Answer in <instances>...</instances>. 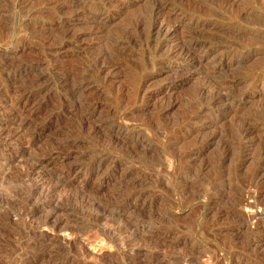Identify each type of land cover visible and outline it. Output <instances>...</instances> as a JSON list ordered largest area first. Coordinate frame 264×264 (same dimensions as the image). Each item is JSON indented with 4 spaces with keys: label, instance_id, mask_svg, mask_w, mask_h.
I'll list each match as a JSON object with an SVG mask.
<instances>
[{
    "label": "rangeland",
    "instance_id": "374dc122",
    "mask_svg": "<svg viewBox=\"0 0 264 264\" xmlns=\"http://www.w3.org/2000/svg\"><path fill=\"white\" fill-rule=\"evenodd\" d=\"M154 1L0 0V264H264V176L249 172L264 117L253 138L228 133L264 108V0H160L162 31L133 28ZM187 28L206 42L194 59ZM21 62L43 77L25 83ZM64 73L83 75L89 119ZM222 80L231 104L209 100Z\"/></svg>",
    "mask_w": 264,
    "mask_h": 264
},
{
    "label": "bare ground",
    "instance_id": "6f19581e",
    "mask_svg": "<svg viewBox=\"0 0 264 264\" xmlns=\"http://www.w3.org/2000/svg\"><path fill=\"white\" fill-rule=\"evenodd\" d=\"M55 2H58V0H54ZM61 1V3H62V7L63 8H71V7H73L74 5H75V3H78L80 0H60ZM95 1V0H94ZM51 3V2H50ZM59 4V3H58ZM96 4V3H95ZM105 4V0H99V3H98V5H97V7L99 6V7H101V5H104ZM60 5V4H59ZM95 6V5H94ZM60 7V6H59ZM104 7V6H103ZM162 7H163V5H162V2L160 1V0H155L153 3H152V5H151V8H150V10H149V12H147L146 13V15H142V16H140L138 19H137V21H136V24L133 26V28L135 27V29H136V27H137V25H144L145 24V22L147 21V29L146 30H148V31H152V29H155V32L156 33H159L160 31H162V28H163V26H164V24H162L163 22H158V24L156 25V26H154V21H155V19H156V17L158 16V14L160 13V12H162ZM64 11H65V9H64ZM247 11V10H246ZM156 21H157V19H156ZM166 21L168 22V24H166L167 26L166 27H168L170 24L169 23H172L171 22V20H169V19H166ZM172 25V24H171ZM139 27H141V26H139ZM166 27H164V28H166ZM169 28V27H168ZM187 30V36H185V38H184V41L183 42H181L180 43V51L182 52V54L184 55L183 56V58H185V59H194V58H197V56H198V54H197V52L201 49H203V48H205V43L203 42V41H200V40H194L193 39V37H194V35H193V33H192V31H193V29H191L192 31H190L188 28L186 29ZM147 31V32H148ZM194 32V31H193ZM256 36L257 37H259V38H261V37H264V31H258V32H256ZM0 37H1V35H0ZM63 38V37H62ZM198 38V37H197ZM1 39V38H0ZM196 39V38H195ZM200 39V38H199ZM204 39V38H203ZM116 44H117V42H116ZM206 46H207V44H206ZM122 54H123V51L121 50V49H116V50H113L112 52H108V51H105L104 53H102L101 55H97V56H95L92 60H91V62H90V64L89 65H86L85 67H86V69L87 70H100V69H102L103 68V64H102V62H103V59H107L106 60V63H110V64H112V65H116V64H118V62H120V60H121V58H122ZM184 60V59H183ZM22 63V62H21ZM20 66H19V70H20V72H19V75L20 76H18V77H20L21 79H23L24 80V82L26 83V80H28L29 81V79H30V77L31 76H33V78L37 81V80H39L40 78H42L43 76L40 74V73H36V74H34V75H32L31 73H33L32 72V70H33V68H34V65L32 64V63H30V62H26V63H22V64H19ZM105 65V64H104ZM66 72H67V70H66ZM71 72V71H70ZM78 74V73H77ZM76 73H73V74H71V73H64L62 76H60L61 77V81H62V83H63V85L64 86H69V89H70V92H72V93H75V94H77V98L79 99V101H80V103L81 104H84L85 105V112H86V117L88 118V117H90L91 116V114L92 113H94L97 109H99L98 108V104L96 103V102H94V101H92L90 98H86V99H83L82 97H80V95H79V91L78 90H80V88H78V84L77 83H79V82H81L82 80H83V75H77ZM33 80V79H32ZM223 81V80H222ZM229 80H227V82H228ZM235 81H237V80H235ZM24 82H22V83H24ZM35 82V81H34ZM227 82H218V84L217 85H215L216 86V88H215V90H213L211 93H210V95H209V100L210 99H216V100H221V101H223L222 103H227V104H231L232 102H233V100H234V98L236 97V95L237 94H235L236 92H232V90H230V89H232V83L231 84H228ZM18 83V82H17ZM20 83V86L22 85V83L21 82H19ZM29 83V82H28ZM37 83V82H36ZM73 83V84H72ZM23 85H25V84H23ZM27 85V84H26ZM32 85V84H31ZM34 85H36V84H34ZM81 85V84H80ZM209 84H207V86H208ZM37 86V85H36ZM206 85H205V87H207ZM232 86V87H231ZM19 87V86H18ZM26 87V86H25ZM35 87V86H34ZM204 87V86H203ZM203 87H201L199 90H200V93H201V90H202V88ZM16 89V88H15ZM222 89H226L227 90V92H221V90ZM21 93V92H20ZM16 94V93H15ZM19 94V93H18ZM202 94V93H201ZM239 95H241V93L239 94ZM87 97V96H86ZM240 97V96H239ZM76 98V97H75ZM19 100V99H18ZM26 100V99H25ZM74 100V99H73ZM77 100V99H76ZM15 104V103H14ZM25 102L21 105V103H20V106H18L20 109H21V111L23 110V109H25ZM100 107V106H99ZM226 107H227V105H226ZM15 108V107H14ZM18 108V109H19ZM65 108V107H64ZM71 108V107H70ZM16 109V108H15ZM19 109V110H20ZM34 109V108H33ZM68 109V108H67ZM84 113V112H83ZM20 115V114H19ZM83 116V115H82ZM259 116V117H258ZM238 117V121H237V125H235V128H233V130H230V131H228V133H233V135H235L234 137H235V139H236V141L239 143V142H241L240 140H242V139H244V138H250V137H252L253 136V134L254 133H256L255 131H256V129H257V126L255 127L254 125H251L253 122L252 121H254V120H258V119H260V121H261V118L262 117H264V108H261L260 110H259V112H258V115H254V114H249V115H245V116H237ZM82 118V117H81ZM84 118H85V115H84ZM83 119V118H82ZM89 119V118H88ZM81 120V119H80ZM262 120H264V118H262ZM82 121V120H81ZM81 123H83V122H81ZM80 123V124H81ZM42 125H43V123L39 126L40 128H42ZM93 125V124H92ZM82 126V125H81ZM91 127V130L92 131H97V130H101V126L100 125H97V124H94L93 126H90ZM90 127H89V129H90ZM34 129V128H33ZM41 131V130H40ZM8 132V131H7ZM9 133V132H8ZM175 133V131L173 132V134ZM220 134V133H219ZM223 134V133H222ZM2 135V132H0V136ZM214 135V134H213ZM218 134H216V135H214V136H210V138H208L207 140L205 139V138H202L201 140H200V143H210L211 141H213L214 140V138L217 136ZM255 135V134H254ZM220 136V135H219ZM217 138H218V136H217ZM222 139H223V137H221ZM253 138V137H252ZM256 138V137H255ZM0 139H2V136L0 137ZM261 140V139H260ZM258 142L259 141V138H257V139H255L254 140V142ZM262 141V140H261ZM261 141H260V145H261V147H259L257 150H258V152H257V150L255 151V152H257L256 154H254V159L252 160V161H254L252 164H253V166L251 167V169L249 170V172H252L251 174H253L256 178H258V176H264V173H261V172H264V169H262L261 168V166L262 165H264V144H262V143H264V142H262L261 143ZM197 143V142H196ZM222 143H224V147H225V150H224V155H223V157L222 158H229L230 157V153H231V151H232V149H233V147H235L234 146V144L233 143H231V142H226V140H224ZM259 143V142H258ZM257 144V143H256ZM255 144V145H256ZM259 146V145H258ZM193 153H194V148H184L183 150H181L180 152H179V155H177V157H178V159L180 158V159H184L185 157H188V156H191V155H193ZM251 155H253V153L251 154ZM221 157V156H220ZM220 157H217V158H220ZM216 158V159H217ZM179 159V160H180ZM39 160V159H38ZM181 160V161H182ZM221 160V159H220ZM218 161V160H217ZM216 161V162H217ZM36 162V161H35ZM36 164V163H35ZM34 164V165H35ZM37 164H42L41 163V161L40 162H38ZM36 164V165H37ZM83 167H85V165H82ZM82 166H79L78 168H82L83 169V167ZM94 166V165H93ZM38 167V166H37ZM99 167V165H96L95 166V168L97 169ZM70 168H72V166L71 165H69V167H66V168H64L63 170H61V174L62 173H66V171L68 170V169H70ZM34 169V168H33ZM85 170H89L90 169V167H86V168H84ZM189 171V169H186V170H184V172H188ZM86 172V171H85ZM262 178V177H261ZM39 182V181H38ZM59 182V178H57L56 179V181H55V184H59L58 183ZM46 183H48V182H45V181H42V182H40V183H35V186H36V188L34 187L33 188V190L32 191H37V190H40L41 191V195L40 196H38L39 198V200L40 199H43V197L46 195V194H48L51 190H50V188L46 185ZM51 186V185H50ZM57 187V186H56ZM39 188H42V190L41 189H39ZM133 191V190H132ZM31 193V192H30ZM34 193V192H33ZM126 194V193H125ZM134 195V194H133ZM37 197V196H36ZM38 200V201H39ZM44 200V199H43ZM43 200L42 201H40V204H43ZM48 203V202H47ZM51 205H56V204H54V202L53 201H51ZM56 203V202H55ZM48 204H50V203H48ZM117 205V204H116ZM128 205V204H127ZM55 207V206H54ZM109 207V206H108ZM121 207V206H120ZM110 208V207H109ZM113 208H114V206H113ZM118 208V207H117ZM116 208V209H117ZM57 209V208H56ZM119 209V208H118ZM107 210V209H106ZM48 222V217L46 216V217H44V219H43V223H47ZM142 222V221H141ZM130 225L132 226V227H134L135 228V225L134 224H131L130 223ZM127 227H129V226H127Z\"/></svg>",
    "mask_w": 264,
    "mask_h": 264
}]
</instances>
